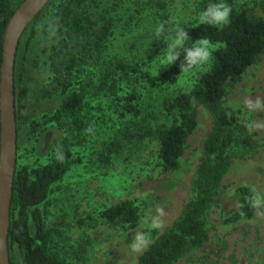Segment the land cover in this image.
<instances>
[{"label": "rangeland", "instance_id": "rangeland-1", "mask_svg": "<svg viewBox=\"0 0 264 264\" xmlns=\"http://www.w3.org/2000/svg\"><path fill=\"white\" fill-rule=\"evenodd\" d=\"M19 1L14 0V4ZM153 1H163L169 21H174L166 26V35L177 26H197L199 14L209 3L104 2L105 9H119L120 16L107 24L111 30L101 47V65L86 68L78 76L87 104L88 128L81 133L69 132L62 121L52 120L59 100L57 96H47L51 79L48 56L52 45L63 38L65 27L53 17L51 7L21 39L15 64V94L20 87L27 92L16 100V167L27 168L31 174L63 149H68L75 161L62 181L52 187L44 215L52 247L65 264H137L138 257L176 223L193 197L191 184L210 129L209 114L198 109L197 127L186 140L180 169L175 173L165 174L159 165L158 132L163 125L173 124V116L164 110L166 99L190 91L197 75L205 72L210 62L184 74L173 86L147 87L145 76H158L167 68L159 70L166 40L154 35L162 22L154 16ZM53 2L56 8L62 0ZM226 2L236 11L245 10L264 20V0ZM31 31L34 36L30 40ZM215 49L212 45L211 51ZM116 61L140 66L143 80L137 88L142 100L137 118L120 116L119 99L127 92L125 84L116 85V95L102 84V69ZM223 106L230 117L251 131L259 149L256 155L232 164L223 180L222 195L208 215L207 240L200 248L188 250L175 264H264V55L229 89ZM108 153V162H101ZM238 186L253 190L256 212L250 220L227 223L226 217L237 208L233 191ZM123 199L137 201L143 213L136 228L98 219L99 211ZM12 257L14 264H22L16 248Z\"/></svg>", "mask_w": 264, "mask_h": 264}, {"label": "trees", "instance_id": "trees-1", "mask_svg": "<svg viewBox=\"0 0 264 264\" xmlns=\"http://www.w3.org/2000/svg\"><path fill=\"white\" fill-rule=\"evenodd\" d=\"M22 1L15 5L14 0H0V69L5 28ZM106 1L62 0L55 8L53 0H50L23 32L17 47L16 56L25 32L33 28L51 7L53 17L63 24L65 32L63 38L50 48L48 67L51 79L47 96L58 97L52 120L62 121L69 132L81 133L88 128L86 97L78 76L86 68L101 65V47L111 30L107 24L115 22L120 16L119 9H105ZM151 8L154 16L168 27L165 3L153 1ZM186 30L193 40L206 38L216 49L212 52L209 67L197 75L191 90L177 93L164 102V110L174 119L173 124L163 125L158 132L157 158L163 173L172 174L180 169L186 140L197 127L199 108L209 114L210 129L202 143L198 168L191 184L192 199L184 206L176 223L157 236L138 257L137 264H175L188 250L200 248L207 240L208 215L222 195L226 174L235 161L252 157L259 149L251 131L230 117L223 103L229 89L237 85L246 70L264 55V20L249 15L245 10L236 11L232 8L230 23L223 27L198 24ZM33 36L34 32L31 31L30 40ZM193 40L187 41V45L191 46ZM193 69L182 71L178 60L160 75H148L143 80L139 64L131 66L116 61L102 69L101 81L112 95H116V85L125 84L127 92L119 99L120 116L137 118L142 100V93L137 86L142 80L148 88H166L175 85L181 76ZM15 86L14 65V114L18 135L16 100L24 97L27 90L20 87L16 95ZM110 154L100 159L101 162H108ZM73 164L75 161L71 152L63 149L57 157L31 174L27 168L16 167L9 212L10 264H14V248L18 250L22 264H65L60 253L52 247V234L45 225L44 215L52 187L62 181ZM233 193L237 208L226 217L225 222L252 219L256 212L253 190L238 186ZM97 216L107 224L134 229L141 222L143 213L137 201L123 199L99 211ZM153 235L156 236V233L153 232Z\"/></svg>", "mask_w": 264, "mask_h": 264}, {"label": "water", "instance_id": "water-1", "mask_svg": "<svg viewBox=\"0 0 264 264\" xmlns=\"http://www.w3.org/2000/svg\"><path fill=\"white\" fill-rule=\"evenodd\" d=\"M50 0H23L5 28L0 69V264H10L8 232L10 203L16 169L14 65L19 40Z\"/></svg>", "mask_w": 264, "mask_h": 264}, {"label": "clouds", "instance_id": "clouds-1", "mask_svg": "<svg viewBox=\"0 0 264 264\" xmlns=\"http://www.w3.org/2000/svg\"><path fill=\"white\" fill-rule=\"evenodd\" d=\"M231 6L226 0H209L206 8L199 14V25H209L213 27H223L230 23ZM168 23H174L173 20ZM165 23L156 26L154 35L156 37H164L166 47L159 59V70L176 64L180 60L182 71H190L194 67L208 64L212 58V45L206 38L193 40L188 31L181 26H177L167 34ZM193 40L191 46L187 45V41ZM183 57L182 60L180 59Z\"/></svg>", "mask_w": 264, "mask_h": 264}]
</instances>
